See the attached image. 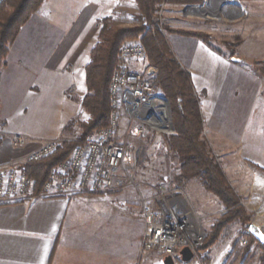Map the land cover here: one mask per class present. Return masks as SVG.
Masks as SVG:
<instances>
[{
	"label": "crops",
	"instance_id": "1",
	"mask_svg": "<svg viewBox=\"0 0 264 264\" xmlns=\"http://www.w3.org/2000/svg\"><path fill=\"white\" fill-rule=\"evenodd\" d=\"M239 1L251 11L250 42L259 56L264 50V0ZM134 7L139 10L136 0H46L32 16L0 69V165L23 158L47 140L70 139L68 125L76 117L71 95L76 91L82 100L88 93L85 68L98 20ZM242 36L243 46L247 38ZM167 40L201 99L203 138L212 146L211 154L251 223L264 232V82L202 39L170 33ZM15 136L30 142L15 147ZM184 190L190 206L204 217L213 214L215 201L224 209L208 191L214 197H204L203 210H196L186 186ZM153 197L146 198L144 185L127 181L108 193L0 202V264H147L142 204L148 200L158 208ZM221 238L230 252L233 242ZM261 253L253 242L244 264H264Z\"/></svg>",
	"mask_w": 264,
	"mask_h": 264
},
{
	"label": "built area",
	"instance_id": "2",
	"mask_svg": "<svg viewBox=\"0 0 264 264\" xmlns=\"http://www.w3.org/2000/svg\"><path fill=\"white\" fill-rule=\"evenodd\" d=\"M6 0H0L2 5ZM146 48L140 42L122 44L119 66L115 69L111 85V120L109 126L87 135L83 144L74 148L69 157L54 166L39 194L35 193V180L28 176L29 163L40 161L53 154L62 145L60 138L47 140L23 158L9 165H0V202H22L30 196L53 197L74 193H108L131 180L139 151L122 139L121 126L124 116L139 122L126 132L128 138H140L149 127L170 129L167 104L156 92V87L134 65L147 61ZM151 69V68H150ZM29 139L14 137L15 147L28 145ZM149 201L142 204L146 233L142 256L157 250L164 264L166 256L181 258V250L190 247L197 255L206 239L201 216L190 206L184 192L175 180L165 183ZM252 232L243 230L241 243L246 245Z\"/></svg>",
	"mask_w": 264,
	"mask_h": 264
},
{
	"label": "trees",
	"instance_id": "3",
	"mask_svg": "<svg viewBox=\"0 0 264 264\" xmlns=\"http://www.w3.org/2000/svg\"><path fill=\"white\" fill-rule=\"evenodd\" d=\"M45 1L7 0L0 5V69L6 64L10 46ZM136 2L143 25L132 28L104 25L100 30L99 42L91 50L90 61L85 68L88 93L82 99V106L90 117L89 121L83 123L84 137L76 142L65 141L53 154L29 163L26 171L28 176L35 180V193L39 194L54 166L66 160L76 146L84 143L87 135L109 126L112 111L110 85L112 75L119 64L120 48L126 40L141 35L150 65L157 69L154 84L171 103L175 131L168 137V142L171 150L180 159V172L176 183L182 188L186 181L198 178L206 190L214 194L226 208L225 214L217 220L199 250L210 248L220 240L230 223L238 221L244 226H249L252 217L228 182L219 163L211 156L208 143L203 138L205 121L201 99L194 88L190 72L176 59L157 16L162 3L198 5L204 0ZM165 30L202 39L212 46V38L206 32L176 28ZM242 44L243 40H240L239 45ZM231 53L232 56L235 55V51ZM261 73L264 75V69H261ZM253 242L260 245L261 257L264 259V244L252 235L248 248ZM231 254L232 251L229 255Z\"/></svg>",
	"mask_w": 264,
	"mask_h": 264
},
{
	"label": "rangeland",
	"instance_id": "4",
	"mask_svg": "<svg viewBox=\"0 0 264 264\" xmlns=\"http://www.w3.org/2000/svg\"><path fill=\"white\" fill-rule=\"evenodd\" d=\"M208 2L209 0H204L202 4L192 6L199 7ZM234 2H236V0H234ZM236 3L241 9L236 8L227 2L223 3L220 8L214 4L212 8L208 9L206 16L185 9L189 5L162 3L159 6L157 16L163 32L169 37V39L170 33L165 30L166 28L206 32L210 34L212 38L211 43L214 49L217 51L219 50V53L223 54L233 63L248 68V70H252V72L264 82V75L256 71V68H258L260 72L261 69H264V50L259 56L255 55L252 51V43L250 42L251 37L249 35L252 30L250 21L251 11L245 9L246 5L243 4V2L239 1ZM240 14H242V16L239 18ZM104 25H108V27L132 28L142 26L143 22L140 19L139 10L137 11L135 7L127 12L115 11L111 17L100 18L98 20V36H91L92 40L89 45H96L99 42L100 30ZM27 32L28 29L26 28L23 36L27 37ZM242 35H246L247 38V42L243 46L239 45V41L243 40ZM126 42H140L145 47L141 35L137 38L128 39ZM12 45L14 46V44ZM232 51H235L234 56L242 58L244 61H233ZM133 68L138 69L144 74V77L147 80H150L153 83L158 95L165 97L160 88L154 84L157 69L150 65L149 58H147V61L145 62L134 65ZM71 97L74 100L72 108L75 110L76 117L74 122L68 125V128L71 130L70 133L67 132L70 139H68V137H62L61 140L63 143L65 141L76 142L83 138L85 133L83 123H86L90 119L89 114L84 110L82 100H80L81 98L77 95L76 91L72 92ZM132 122L133 121H131L128 116H124L120 129L122 139L130 142L139 151L138 160L135 167L130 172L131 180L129 181L137 187L144 185V188L146 189V198L150 199L161 191L167 181H176V177L180 172V159L169 146L168 137L173 133L170 129L149 127L148 133L145 136L140 138H128L126 132L130 127L132 125L137 126L140 124L139 122ZM208 147L210 149L212 146L208 143ZM211 156L216 162H218L213 154H211ZM184 186L187 187L188 192L191 195L190 203L196 210H203L204 197H214V195L206 190L198 178L189 180L187 183L185 182ZM183 189L184 187L181 188L182 191ZM183 192L185 194V190ZM221 204L224 206L222 202ZM212 206L214 210L211 216L204 217L199 214L201 216L203 227L207 233L206 238L217 220L226 212L225 206L224 209H222V207H219L217 201L212 203ZM246 227L247 226L242 225L238 221H233L227 226L221 236L222 238L227 237V240L231 243L233 242L232 249H230V252L232 251L231 255H229L230 252H228V249L226 248L227 242L223 243L219 240L220 242L217 243L211 251L209 248L199 250L197 255H195L190 262H185L181 258H177L175 259V264H244L249 248L247 246L248 243L246 245L241 243V238L243 230ZM249 240L250 238L248 239V242ZM161 258V254H159L157 250H153L151 253L145 255L147 264H162Z\"/></svg>",
	"mask_w": 264,
	"mask_h": 264
},
{
	"label": "water",
	"instance_id": "5",
	"mask_svg": "<svg viewBox=\"0 0 264 264\" xmlns=\"http://www.w3.org/2000/svg\"><path fill=\"white\" fill-rule=\"evenodd\" d=\"M236 2H239V0H236ZM223 3H225V0H209V2L207 4H204L202 6H199V7H194L192 5H189L187 6L185 9L187 10H191L193 13H196V14H200V15H203V16H206L207 13H208V9L209 8H212V6L214 4H216V6L218 8H220ZM232 60L233 61H237V62H240V61H244V59L242 58H238L236 56H233L232 57ZM163 99L165 100L166 104H167V111H168V118H169V121H170V130L171 132L174 133L175 131V128H174V125H173V118H172V108H171V103L170 101L168 100V98L166 97H163ZM249 229L250 231L252 232V235L261 243L264 244V232L263 230L258 226L256 225L255 223H251L249 225ZM181 259L185 262H190L194 257H195V254L193 252V250L190 248V247H184L181 252ZM164 264H175V261L174 259L172 258V256H166L164 258Z\"/></svg>",
	"mask_w": 264,
	"mask_h": 264
},
{
	"label": "bare ground",
	"instance_id": "6",
	"mask_svg": "<svg viewBox=\"0 0 264 264\" xmlns=\"http://www.w3.org/2000/svg\"><path fill=\"white\" fill-rule=\"evenodd\" d=\"M225 2H227L228 4H231V5L239 6L236 2H234V0H225Z\"/></svg>",
	"mask_w": 264,
	"mask_h": 264
}]
</instances>
